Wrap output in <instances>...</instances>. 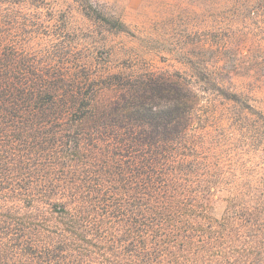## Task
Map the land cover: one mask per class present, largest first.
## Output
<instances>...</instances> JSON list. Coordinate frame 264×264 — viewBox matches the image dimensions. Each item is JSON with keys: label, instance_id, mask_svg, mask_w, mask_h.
I'll return each instance as SVG.
<instances>
[{"label": "trees", "instance_id": "1", "mask_svg": "<svg viewBox=\"0 0 264 264\" xmlns=\"http://www.w3.org/2000/svg\"><path fill=\"white\" fill-rule=\"evenodd\" d=\"M23 58L1 35L0 264H98L97 256L102 264H258L264 257L263 201L235 193L217 218L184 196L212 192L195 189L208 165L187 139L200 107L188 82L154 73L113 76L106 85L56 80V69ZM84 141L107 156L92 152L90 170L75 177L88 189L69 191L47 170L66 158L77 164ZM48 212L59 214V225L46 223Z\"/></svg>", "mask_w": 264, "mask_h": 264}, {"label": "rangeland", "instance_id": "2", "mask_svg": "<svg viewBox=\"0 0 264 264\" xmlns=\"http://www.w3.org/2000/svg\"><path fill=\"white\" fill-rule=\"evenodd\" d=\"M6 7L9 23L0 36L17 44L24 61L56 69V80L106 85L113 76L154 73L188 82L200 107L187 139L208 165V171L200 166L207 176L195 189L206 185L203 191L212 192L185 198L217 218L235 193L264 202V0H16L0 3V12ZM83 143L87 150L77 164L66 158L47 170L56 183H70L69 191L88 189L75 177L92 152L107 156ZM42 209L45 216L49 208ZM47 217L59 225L58 213ZM92 259L102 264L100 256Z\"/></svg>", "mask_w": 264, "mask_h": 264}]
</instances>
